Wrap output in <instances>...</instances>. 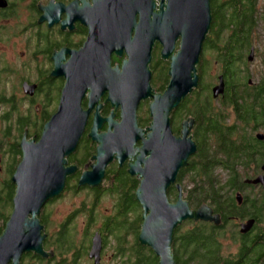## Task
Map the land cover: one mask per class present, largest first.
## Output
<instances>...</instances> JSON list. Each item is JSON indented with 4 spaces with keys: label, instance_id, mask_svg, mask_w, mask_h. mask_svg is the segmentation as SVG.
Returning <instances> with one entry per match:
<instances>
[{
    "label": "water",
    "instance_id": "obj_1",
    "mask_svg": "<svg viewBox=\"0 0 264 264\" xmlns=\"http://www.w3.org/2000/svg\"><path fill=\"white\" fill-rule=\"evenodd\" d=\"M164 1L160 0L158 12L155 0H92L93 6L88 0H74L68 6L51 1L47 7L39 6L44 12L40 23L49 20L51 27L66 14L61 28L72 31L73 23L80 21L88 27V36L79 52L61 48L53 55L51 76L63 77L65 85L58 109L43 125L39 140L27 139L24 132L20 141L22 157L11 178L15 184L13 209L0 236V264H19L23 253L43 259L52 255L43 250L45 235L37 216L50 199L63 192L66 178L75 173L76 167L67 166L66 157L75 151L93 111L88 138L96 144V164L91 165L92 171L82 172L78 186L96 187L109 163L115 160L121 166L130 160L128 174L139 178L135 192L142 209L138 240L153 251L158 264H175L171 241L182 222L219 224V216L207 205L192 210L182 199L179 184L175 185L176 201L170 203L167 197L179 170L196 152L195 142L188 137L193 120L182 124V137L177 138L170 114L197 87L196 66L210 28V0H166V5ZM155 43L162 47L161 59L169 61V82L161 94H155L150 85ZM123 52L128 59L120 67L112 66L111 56L121 57ZM66 54L69 61L64 60ZM222 86L213 90L214 96ZM87 93L89 105L83 110L81 101ZM105 94L113 110L101 118L98 102ZM148 99L152 122L145 136L137 125V108ZM117 110L120 123L114 121ZM104 124L106 132L99 133ZM137 141L142 142L139 148ZM252 183L262 184L264 192V174ZM97 240L93 239L90 252L96 263Z\"/></svg>",
    "mask_w": 264,
    "mask_h": 264
},
{
    "label": "flooded vegetation",
    "instance_id": "obj_2",
    "mask_svg": "<svg viewBox=\"0 0 264 264\" xmlns=\"http://www.w3.org/2000/svg\"><path fill=\"white\" fill-rule=\"evenodd\" d=\"M53 1L55 5L62 4L64 6H68L74 0H0V79L2 78L3 83L4 80L8 79V77L16 76L21 69L16 71L15 67V55L16 51L14 52V58L11 56L9 49L11 46L22 45L28 46L27 50L28 53L22 51H17L18 55V65L22 67L25 71V75H21L22 80L14 87L9 84V81H6L3 86H0V110L4 109V111L0 112V130H4V138L2 139V144H0V151L3 152L2 155L9 156L11 160V151L10 147L13 145L12 139L13 137V130H15L16 123L20 121V119L16 116L15 110H20L19 107H24L23 113L29 115L30 109H35L37 118L39 119L40 123H38L35 127H28L21 131V134L18 130V135L15 137V140H18V145L20 146V141L22 139L23 133L27 134V139L34 138L35 141H38L41 135V131L43 125L50 119V117L57 111L58 105L61 99V93L65 85V79L63 77H52L51 74L54 71L55 65L53 61V55L55 51L57 53L61 50V48H69L74 51H78L83 48L84 43L87 40L88 36V27H86L80 21H75L73 26L75 27L72 31L69 27L65 29L61 28V21L66 19V14L60 16V20L57 23H54L51 27H49V20H45L40 23V18L44 15L39 8V6L47 7L49 3ZM90 6H93L92 0H88ZM155 11H160V0H155ZM164 4H167V1H164ZM81 6V4H79ZM163 9L165 7L163 6ZM221 11V13H220ZM214 13L218 15V18L222 19L219 22L220 26L229 25L226 28L225 33L228 34L225 40H222V37L215 39L214 37H206L202 43V50L199 56V59L203 60L205 66L208 67V59L203 56L204 52L213 51L215 53L214 59H219L215 61L216 64L219 65V75L217 76V84L215 85H206L205 80L206 71L203 74L202 78L199 80L200 85L203 88V95H209L208 97V106H211L212 112L217 117V124L220 126V129L225 130V138L230 137L232 134V139H228L231 141V146L235 149V139H238L240 136L238 131L243 129L245 126L244 122H241L237 115L235 114V107L234 105H230L232 101L231 98L236 94L246 90H251V88L255 87L257 84H251L250 81V72L248 69L247 64L252 61L257 60V57L262 55V60L264 61V47L261 46L259 42L255 41V37L259 38L257 33V25L260 23L263 24L262 29H264V22L262 18V13H264V0L261 5H258L257 0H210V28L207 33V36L212 34V30L216 29L217 27L214 24ZM220 14V15H219ZM251 17V19H250ZM139 17H137L138 22ZM219 19V20H220ZM242 19V20H241ZM245 20L244 22L249 20L250 23V32L247 39L243 41H235L233 44V39H231L230 30H233V26L237 25L241 21ZM18 25V28H17ZM17 32L21 31L22 36H24L25 40L23 43H16V39L19 38L21 41V36L16 34ZM214 34V33H213ZM224 32L222 33L223 36ZM17 36V37H16ZM211 36V35H210ZM207 40V41H206ZM33 41V42H32ZM179 41L176 42V50L179 48ZM32 42V43H31ZM25 49V47H24ZM162 47L159 43H155L152 53H151V63L149 65V69L151 71V79L150 85L154 89L155 94H161L166 89L169 77H168V68H169V61L162 60L160 57V52ZM226 51L231 52V58L234 60V72L232 73L231 77L226 79L225 74L223 73L224 68V60L226 59ZM11 56V59L9 58ZM70 55H65L64 60L69 61ZM128 59L125 52H123L121 57L116 55L111 56V65L112 66H121L124 60ZM243 59V60H242ZM62 61V64L65 63ZM238 65H242L239 67ZM207 69V68H206ZM25 77L34 78V81H30ZM264 78V77H262ZM261 78V79H262ZM261 79L259 81H261ZM223 84L221 92L214 96L213 90ZM210 86V87H209ZM209 87V88H208ZM230 90L233 91V95L231 96ZM242 90V91H241ZM246 92V91H245ZM245 92L241 95H244ZM209 93V94H208ZM88 93L85 95L84 99L81 101V108L83 110L88 109L89 105V98ZM107 95L105 94L101 97L98 105H101L102 108L100 109V116L101 118H106L110 115L111 111L113 110L110 103L106 102ZM151 100L148 99L146 101H141L137 108V125L138 128L143 130L146 134L149 133L147 128L151 125L152 119L150 117L149 112V104ZM215 102L221 105V108H226L228 111L226 113L220 111L215 112L214 104ZM20 105V106H18ZM97 106V105H96ZM147 111H143L145 108ZM95 107V106H94ZM191 107V106H190ZM189 107V108H190ZM191 110L193 108H190ZM26 110V111H25ZM94 112V111H93ZM93 112L90 114L89 118L87 119V123L81 138L77 144L75 151L66 157L67 166H74L76 167V171L73 175L68 176L65 180V187L63 192L59 196H63L67 191H73L74 195H77L78 192L82 190H89L90 192L94 193L95 197L91 200V205L93 207L96 206V197L101 195L104 192V188L107 189L108 193H117L119 194V198L117 199L118 209L116 211V217L114 216H106L102 217V221L96 230H89L87 233L83 232L79 237L80 240L83 242V250L82 255L84 256L85 260L88 261L87 264H129L127 260H130V264H141L140 255L141 252L134 247V233L130 231L132 236L131 245L128 246L123 245L125 244L124 232L126 229L125 226V216L126 212L124 211V215H122V211H120V203L122 200V193L129 195L133 194L135 196V192L139 186V178L136 176H131L128 174L130 160H126L121 166L117 161H112L109 163L105 168L104 176L100 182V184L96 187L90 186H78L79 178L81 177L82 172H89L92 171L91 165L96 164V161L93 160V156L96 155V144L92 142L88 138V134L90 132V128L92 125V118ZM148 113L149 117L147 118V124H143V115L144 113ZM175 111H172L170 114V124L171 130L175 137L181 138V130L182 124L186 121H180V128H176V123L174 122L175 115L173 117ZM182 112L178 115V120L181 118ZM186 114L188 112H185ZM229 113L233 114L232 121L229 120ZM115 115L114 121L118 122V116ZM176 114V113H175ZM26 115H22L23 118ZM21 116V115H20ZM43 116V117H42ZM49 116V117H48ZM117 116V117H116ZM180 116V117H179ZM237 117V119H236ZM189 118V117H188ZM194 118V117H193ZM193 120L192 128L188 137H191L193 141V133L197 128L195 123V119ZM188 119V120H189ZM190 122V121H189ZM229 123V125L226 124ZM238 122V123H237ZM41 124V127H39ZM252 124V123H251ZM261 125V124H260ZM259 125V126H260ZM263 126V125H261ZM253 127V126H252ZM107 125L104 124L99 131V133L106 132ZM239 135V134H238ZM247 133L242 132V137H246ZM261 137L254 136V139L257 140L259 143H264V133H258ZM235 137V138H234ZM241 139V137L239 138ZM88 141V142H87ZM205 142L211 149L213 156H217L220 158L217 160V164L213 166V169L222 168L226 171L227 177L221 186H224V189L229 190L228 193L225 191H221V199L216 201H207L206 203H202L207 205L211 208L214 215L219 216V224L215 225L209 222H194L192 220H186L182 222L177 228H175L173 232V237L171 241V250L174 256V260L179 257H182L183 260L190 257L192 244L187 243V236L190 235L193 229L198 230H206L202 236L204 237H211L210 229L214 228L217 229V234L213 238L214 242L218 245L220 256L222 245L229 248L231 247L232 251L231 254L223 259L225 263L227 262H235L238 259V254L240 250V239L239 235L248 236L251 240L253 238H257L260 235L264 236V192H263V185L253 184L254 181L258 176L264 174L263 166H264V159L251 163L248 167L249 176L245 177L241 180H235V157L234 159H229L228 157H224L222 153V144L219 145V138L216 134H212L209 132L206 133ZM236 145L239 146V143L236 142ZM142 142L137 141L136 147H141ZM235 155V153H234ZM219 156V157H218ZM192 160V156L188 159V161ZM0 171L4 167V173H6V178L8 177L7 173L9 168L12 166V161L7 166V171L5 170V164L0 155ZM121 172V173H120ZM122 177V178H120ZM5 178V179H6ZM121 179V180H119ZM4 180V179H2ZM0 180V183L2 182ZM182 180H176L175 184L169 187L170 198L174 197V201L171 202L168 196L170 203H174L177 198V190L175 188L176 184H181ZM135 184V186H134ZM179 184V185H180ZM215 186H217L215 184ZM134 187V188H133ZM219 185L216 187L218 188ZM229 188V189H228ZM245 191L248 194H245ZM115 193V194H116ZM174 193V194H173ZM171 194H173L171 196ZM58 196V197H59ZM57 198V197H56ZM135 198V197H134ZM183 200L187 201L188 199L183 198ZM231 199V200H230ZM54 200L50 199L40 210L39 216L45 219V223H39L43 226L42 234L45 235V239L43 240V250L46 252H52L50 258L43 259L41 262H33L36 264H79L80 261V252L79 247L76 246L77 238L72 236L69 232V225H63L64 223L61 222L57 224L54 229H58L53 235L56 236H64L66 237L68 243L72 242V248L68 250L67 246H63L62 251H59V255L63 254V257L58 258L56 253V246L53 249L46 250L45 246L48 242L50 235L47 233L48 223H51L50 217H47L44 213V207L47 206L49 202ZM224 202V204L222 203ZM200 204V205H202ZM250 204V209H238L242 213H248L244 216V219L239 218V215L235 213L236 207L241 208L242 205L246 206ZM199 205V206H200ZM190 206V205H189ZM197 206L195 209H197ZM256 206V207H255ZM191 208V207H190ZM13 205L11 207L9 216L12 213ZM192 209V208H191ZM89 211L92 210V207L88 209ZM194 210V209H192ZM119 211V212H118ZM72 215H68L66 218V223L69 224L71 222ZM120 214V216H119ZM142 209L139 217L141 218ZM38 217V216H37ZM93 223H91L92 225ZM131 225V223H130ZM111 226H114L113 229H110ZM125 226V227H124ZM123 228L122 231L120 229ZM141 228V227H140ZM140 232V230H139ZM118 235L122 238V245H116L115 249L109 253V258H105V251L107 250L106 247L109 242L114 238L117 240ZM48 238V239H47ZM98 238V243L100 245V251L98 255V263L95 262V257L91 256L90 252L92 249L93 239ZM138 239V238H137ZM249 240V241H250ZM223 241V242H221ZM77 242V243H76ZM77 247V248H76ZM255 253L251 256H254V260H258L257 264H264V254L260 256ZM220 257V259H221ZM233 258L234 260H231ZM26 258L22 257L21 264H24V260ZM20 264V262H19Z\"/></svg>",
    "mask_w": 264,
    "mask_h": 264
},
{
    "label": "trees",
    "instance_id": "obj_3",
    "mask_svg": "<svg viewBox=\"0 0 264 264\" xmlns=\"http://www.w3.org/2000/svg\"><path fill=\"white\" fill-rule=\"evenodd\" d=\"M213 16L214 24L217 28L212 30V34L210 37L215 36L214 38L217 39L220 36L222 37V33H225V30L229 25L220 26L219 22H221L222 19H220V17L218 18V15L216 13H214ZM244 21L245 20L232 27L233 30H231L230 33L231 39H233V44H235V41L241 42L244 39L248 38L251 22L249 23V20L246 22ZM231 56V52L226 51L227 60L223 61V73L225 74L226 79H229L234 72L233 63L235 59H230ZM206 68L207 66H205L203 60L199 59L196 66L197 76L199 80L205 73ZM199 80L197 82V87L194 91L191 92L192 94L187 95L173 110L175 111L173 117L176 112H178V115H180L182 112L191 111V115H193V119H195V123L197 125V128L193 133V141L196 144V152L193 154L192 160L187 161V165L179 170L176 179L182 180L185 174H190L191 177H193L194 184L187 196V202L188 205L194 204L195 207L210 200L218 202V199H221L222 197L221 191L224 190L225 193L229 192V190L224 189V186H221L220 178H216L217 175L214 174L213 166L217 164V160L220 158H217L216 155L214 157L211 149L206 144L205 137L207 132L210 131V133L217 135L220 140L219 145L222 144L221 149L224 157H228L231 160L235 157V180H241V175L237 170V166L239 164L249 167L251 163L264 159V143H259L254 139V137H249V141L244 144H242L243 138H241L242 142H239V146L236 145L235 142V149L231 146V141L226 140V132L223 129L221 130L220 126H218L217 117L213 114L211 106H208L209 96L203 95L204 90L203 88H201L202 86H199ZM230 92L232 96L233 91L230 90ZM244 92L245 94L241 95ZM237 95L238 97L235 95L233 98H231L232 101L230 102V105H234L235 114L237 115L239 120L241 122H244V124H250L255 127H258L261 124L263 125L262 128H264V78L259 81L258 85L251 88V90L245 89ZM190 105L195 108L191 110L190 108L193 107H190ZM15 113L16 116L20 119V121L16 123L15 128L19 130L20 134L23 129H26L30 126L35 127L38 123H40L37 117L36 120L34 118L31 119V117L29 116L31 115L30 113L29 115H26L23 113V111H20L18 109L15 110ZM22 115H26V117L23 118ZM39 127H41V124H39ZM17 143L18 140L13 139L11 143L13 145L10 147L12 166L9 168V171L7 173L8 177L2 180V182L0 183V235L3 233L5 225L9 220V212H7L6 209L7 207H10L9 209L11 210V207L13 205L12 200L15 192V184L11 181V178L22 157L21 148ZM240 154L244 155L245 157L243 156V159H241L239 157ZM216 182L220 184L218 188H216L217 186H215ZM169 192L167 194V197L169 196ZM134 197L135 196L133 194L129 195L128 193H122V200L119 205L120 211L124 210L126 214L130 212L134 214L135 211L141 210L139 202L136 200V197ZM222 204H224V202ZM250 208V204L246 206L242 205L241 208L236 207L235 213L239 215L240 221L241 219H244V216L246 214L248 216V213H242L238 209L248 210ZM37 218L40 219V223H45V219L42 218V216L38 215ZM141 223L142 219L137 216L133 219L131 225H129V229L134 233L135 237L134 247H136L141 252V255L139 256L141 259V264H158V258L155 256L153 251L147 246L142 245L137 239ZM113 227L114 226H111L110 229H113ZM216 230L217 229L211 228L209 231L211 237H204L202 236V234H204L206 230H198L194 228L193 231H191L190 235L186 238L187 243L192 244L190 257L186 258L185 260H183L182 257H179V259L176 258L174 260L175 264H257L259 261L254 260V256L251 255H253L255 251H257L256 253L259 256L261 254H264V236L260 235L259 237L250 240L247 235H239L240 250L238 259L235 262L231 261L225 263L226 259H223V257L220 256L219 247L213 241V238L217 234ZM66 239L67 238L64 236H57L56 240H54V246L57 245L56 249L58 251H65L62 250L63 246L68 247L67 251L70 250L69 248H72V242L68 243ZM22 257L26 259L29 258L30 262L43 261V259L36 254L34 255L33 253H23L19 260L20 264L22 262ZM230 259L234 260L233 258Z\"/></svg>",
    "mask_w": 264,
    "mask_h": 264
},
{
    "label": "rangeland",
    "instance_id": "obj_4",
    "mask_svg": "<svg viewBox=\"0 0 264 264\" xmlns=\"http://www.w3.org/2000/svg\"><path fill=\"white\" fill-rule=\"evenodd\" d=\"M258 1V5H261V3L263 2V0H257ZM262 18L264 22V13H262ZM263 27V24L258 23L257 25V33L259 35V38L254 36L255 37V41L256 42H259L261 44L262 47H264V29H262ZM17 28H18V25H17ZM231 32V30H230ZM22 32L19 31L17 32L16 30V34L21 36L22 40L20 41L19 38L16 39V43H23V41L25 40L24 36H22L21 34ZM210 33L209 35L206 37H210ZM228 34L227 33H224L223 36H222V40H225L227 38ZM17 37V36H16ZM33 42V41H32ZM31 42V43H32ZM25 47V49H24ZM28 46H22V45H16V46H11L10 49H9V52L11 54V56L14 58V52L16 51V55H15V67H16V71L18 69H21V71L16 75V76H11V77H8V79L4 80L3 83H0V86H3V84H5L6 81H9V84L8 85H11V86H16L20 80H22V77L21 75H25V71L22 67H20L18 65V55H17V51H24L26 53H28V50H27ZM11 56H9V58L11 59ZM203 56H205V58L208 59V67L206 69V77H205V80L203 82H205L206 85H215L217 84V76L219 75V65L215 63V61H218L217 59H214L215 58V53L213 51H207V52H204L203 53ZM258 59L255 60V61H252L251 64L248 63L247 66H248V70L251 71L250 72V81H251V84H257L259 82V80L264 77V61L262 60V55L260 57H257ZM243 60V59H242ZM1 61V60H0ZM239 67H241L242 65H238ZM27 78L28 80L30 81H34V78H29V77H25ZM2 78L0 79V81L2 82ZM209 86V87H210ZM208 87V88H209ZM153 89V88H152ZM195 90V88L193 89V91ZM154 91V89H153ZM192 94V93H191ZM235 95L238 97V95L236 94L235 92ZM209 96V95H208ZM193 98V97H192ZM194 99V98H193ZM188 102V101H186ZM185 102V103H186ZM20 106V105H18ZM192 106V105H190ZM193 107V106H192ZM21 109V111H23L24 107H19ZM195 107H193L194 109ZM147 111L146 109V106L145 108L143 109V111ZM214 110L215 112H224L226 113L228 110L225 108H221V105L217 102H215L214 104ZM4 111V109L0 110V112ZM26 111V110H25ZM117 112V116H118V113H119V110L116 111ZM115 112V113H116ZM29 113L31 115H29L31 117V119H35L36 120V111L35 109H30ZM1 115V114H0ZM116 116V117H117ZM149 117L148 113H144L143 115V124H147V118ZM193 118V115H191V111H188V113L186 114L185 112L182 114L181 118L178 120V112H176L175 114V119H174V122L176 123V120H177V125H176V128H180L179 125H180V121H186V122H189L190 119ZM232 118H233V114L229 113V120L227 121H232ZM115 119V118H114ZM189 119V120H188ZM120 118L117 119V121H119ZM238 123V122H237ZM227 125H229V123L226 122ZM252 125L250 124H245V126L243 127V129H241V131L239 130L238 131V134L236 135L237 136H240L241 138H243V143H247L249 140L248 138L249 137H254V136H257L258 133H264V128H262V126H258V127H251ZM0 127H2L0 125ZM15 127V126H13ZM106 131V130H105ZM242 132H246L247 135L246 137H242ZM13 137H10V139H12L11 141H13V139H15V137L18 135V130L15 128V130H13ZM4 130H0V144H2V139L4 138ZM239 137V138H240ZM235 138V137H234ZM235 139L236 142H242V139ZM5 139V138H4ZM228 139H232V134H230V137L226 138V140ZM3 152L0 151V155H1V158L4 162H6L5 164V170L7 171V166L8 164H10V158L9 156H5V155H2ZM243 156L244 155H241L240 154V158L243 159ZM219 157V156H218ZM245 157V156H244ZM0 167H1V164H0ZM237 170L239 171L240 175H241V179L245 178V177H248L249 176V171H248V167L246 165H241L239 164L237 166ZM214 174H216V178H220V184L223 183L227 177V174H226V171H224L222 168H217L214 170ZM6 178V173H4V167L2 168V170L0 171V180L2 179H5ZM120 180V179H119ZM180 184V183H179ZM193 184H194V180H193V177H191L190 174H185L183 179H182V182L180 184L181 186V189H182V197L183 198H186L187 199V196L189 194V191L190 189L193 187ZM217 186L220 185L218 182L215 183ZM107 189H110V188H104V192L101 193V195H98L96 197V199L94 198V200L96 201V206L93 207L91 205V200L93 197H95L94 193L90 192L89 190H82L80 192L77 193V195H74V192L73 191H67L65 192V194L61 197H55L54 200L52 202H49L47 204V206L44 207V210L45 211L44 213L46 214L47 217H50L51 219V223H48V228H47V233L50 235L49 239H48V242L45 246L46 250H50V249H53L54 248V240H56V236L53 235L54 232H56L58 229H54V227L57 225V224H60L61 222H63L64 224L63 225H69V232L72 236H75L77 238V242L79 241V243L76 244L77 247H79V252H80V261H79V264H87L88 261L85 260L84 256L82 255V250H83V242L80 240V236L83 232L87 233L89 230H96V228L99 226V224L101 223L102 221V217H106V216H114L115 218H117L115 215H116V211L118 209V205H117V199L120 197L119 194H118V190H117V193H108L107 192ZM174 194V193H173ZM171 194V196L173 195ZM245 194H248L247 191H245ZM174 196V195H173ZM169 198H170V195H169ZM170 201L173 202L174 201V197L173 198H170ZM192 204V203H191ZM92 207V210L89 211L88 209ZM189 207H191L192 209H195L196 207L194 206V204L190 205ZM10 208V207H9ZM7 207L6 211L10 213V209ZM119 212V211H118ZM8 213V214H9ZM72 219H71V222L69 224L66 223V218L68 215H72ZM141 213V210H138V211H135L134 214L132 212L130 213H127L126 216H125V226L126 224H128V226H126V229H125V232H124V240H125V244L123 245H126L128 246V249H129V246L131 245V241H132V236L130 234V229H129V225L130 223L133 222V219L135 217H139ZM138 214V215H137ZM122 215H124V210L122 211ZM120 216V214H119ZM46 219V217H45ZM91 223H93L91 225ZM124 226V227H125ZM123 228L120 229V231H122ZM1 236V235H0ZM122 238H120V235H118V238L117 240H114V238H112V240L109 242V244L107 245L106 247V251H105V258H109V253L113 251V249H115L116 245H122ZM223 242V241H221ZM99 245V243H97ZM76 247V248H77ZM56 253H57V257L58 258H61L63 257V254L59 255V251L56 249L55 250ZM231 247L229 246V248H227L226 246L222 245V250H221V255L223 258H226L228 257L230 254H231ZM130 264V260H127ZM105 264L106 261L104 262ZM24 264H36V263H33L29 261V258L25 259L24 260ZM110 264V263H108ZM115 264V263H113Z\"/></svg>",
    "mask_w": 264,
    "mask_h": 264
},
{
    "label": "bare ground",
    "instance_id": "obj_5",
    "mask_svg": "<svg viewBox=\"0 0 264 264\" xmlns=\"http://www.w3.org/2000/svg\"><path fill=\"white\" fill-rule=\"evenodd\" d=\"M119 123L121 122L120 120L118 121ZM152 154V153H151ZM151 157V156H150Z\"/></svg>",
    "mask_w": 264,
    "mask_h": 264
}]
</instances>
